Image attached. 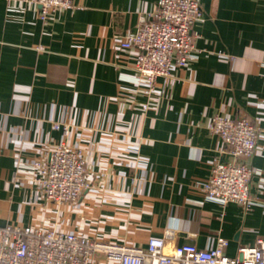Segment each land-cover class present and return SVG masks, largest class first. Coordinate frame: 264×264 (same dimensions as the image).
Returning a JSON list of instances; mask_svg holds the SVG:
<instances>
[{
    "label": "crops",
    "instance_id": "0c3cea01",
    "mask_svg": "<svg viewBox=\"0 0 264 264\" xmlns=\"http://www.w3.org/2000/svg\"><path fill=\"white\" fill-rule=\"evenodd\" d=\"M158 1L72 0L43 22L39 6L0 0V227L141 248L172 230L167 251L211 249L222 236L232 258L264 239V0H198V59L148 97L134 80L137 51L120 42ZM216 115L260 128L249 211L202 194L214 162L230 160L209 130ZM63 141L82 151L90 186L57 206L38 179ZM92 264L120 263L97 255Z\"/></svg>",
    "mask_w": 264,
    "mask_h": 264
},
{
    "label": "built area",
    "instance_id": "2783aa9c",
    "mask_svg": "<svg viewBox=\"0 0 264 264\" xmlns=\"http://www.w3.org/2000/svg\"><path fill=\"white\" fill-rule=\"evenodd\" d=\"M39 6L38 15L47 22L57 10L72 8V0H21ZM202 18L198 0H159L153 13L120 42L124 50L135 49V81L146 96L157 88L159 78H168L174 68H186L198 59L193 28ZM147 106H143L146 109ZM59 129L58 124L54 125ZM219 136L230 160H216L203 180L205 199L222 207L237 204L244 211L257 205L251 191L254 170L249 160L258 146L260 128L248 118L216 115L209 124ZM67 128L63 130L67 135ZM86 159L81 150L65 141L49 154L38 184L46 202L62 206L76 202L89 188ZM174 237L167 230L162 238H151L146 248L110 244L55 229L29 226L0 227V264H92L97 255L120 264H264V239L254 246H241L235 257L225 250L229 241L222 236L211 249L181 245L167 251Z\"/></svg>",
    "mask_w": 264,
    "mask_h": 264
}]
</instances>
